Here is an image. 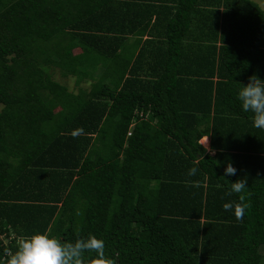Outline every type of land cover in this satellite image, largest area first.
Listing matches in <instances>:
<instances>
[{"label": "trees", "instance_id": "obj_1", "mask_svg": "<svg viewBox=\"0 0 264 264\" xmlns=\"http://www.w3.org/2000/svg\"><path fill=\"white\" fill-rule=\"evenodd\" d=\"M254 75L251 0H0V264L37 233L116 264H264V131L236 99Z\"/></svg>", "mask_w": 264, "mask_h": 264}, {"label": "clouds", "instance_id": "obj_2", "mask_svg": "<svg viewBox=\"0 0 264 264\" xmlns=\"http://www.w3.org/2000/svg\"><path fill=\"white\" fill-rule=\"evenodd\" d=\"M236 99L240 102L244 112L252 114L254 128L264 131V80L255 75L249 77L246 85H241ZM83 134V129L73 132V137ZM208 140V137L205 138ZM198 169H189L188 175H196ZM236 168L228 163L224 176L236 174ZM247 187V180L238 179L230 183L228 195L240 194ZM226 212H234L235 218L242 221L248 205L240 197L238 203L227 202L223 205ZM94 253L92 264H116L115 260L108 258L104 252V241L95 236L86 239H77L75 242H61L46 234H33L30 237H22L17 242V250L13 253L6 252V264H85V254Z\"/></svg>", "mask_w": 264, "mask_h": 264}, {"label": "rangeland", "instance_id": "obj_3", "mask_svg": "<svg viewBox=\"0 0 264 264\" xmlns=\"http://www.w3.org/2000/svg\"><path fill=\"white\" fill-rule=\"evenodd\" d=\"M259 5V7L264 11V0H251ZM75 53H78V50L74 51ZM53 78L60 82L61 84H64L68 87V89L72 92H77L78 87L75 85V78L73 77H62L58 71H53ZM89 85L87 83L80 84V87H88ZM0 105V109H1ZM58 109H55V112H57ZM202 143V142H201Z\"/></svg>", "mask_w": 264, "mask_h": 264}, {"label": "crops", "instance_id": "obj_4", "mask_svg": "<svg viewBox=\"0 0 264 264\" xmlns=\"http://www.w3.org/2000/svg\"><path fill=\"white\" fill-rule=\"evenodd\" d=\"M207 136H204V137H202L201 138V140L199 141V143L206 149V150H208V147H209V138H208V140H206L205 138H206ZM202 142V143H201Z\"/></svg>", "mask_w": 264, "mask_h": 264}]
</instances>
